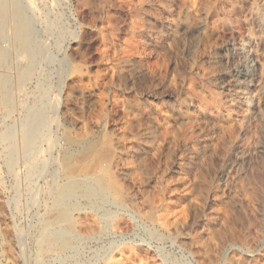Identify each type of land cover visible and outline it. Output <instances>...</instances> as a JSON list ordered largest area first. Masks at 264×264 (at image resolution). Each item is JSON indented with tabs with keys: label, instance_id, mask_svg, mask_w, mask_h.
<instances>
[{
	"label": "rangeland",
	"instance_id": "obj_1",
	"mask_svg": "<svg viewBox=\"0 0 264 264\" xmlns=\"http://www.w3.org/2000/svg\"><path fill=\"white\" fill-rule=\"evenodd\" d=\"M16 3L0 264H264V0Z\"/></svg>",
	"mask_w": 264,
	"mask_h": 264
},
{
	"label": "bare ground",
	"instance_id": "obj_2",
	"mask_svg": "<svg viewBox=\"0 0 264 264\" xmlns=\"http://www.w3.org/2000/svg\"><path fill=\"white\" fill-rule=\"evenodd\" d=\"M8 2L6 0H0V37L2 36L3 28L9 19L15 20L17 23V31H16V39H15V47L21 53L28 54L29 47V28L28 25L23 21L20 15V10L18 9L16 0L10 1V7L12 11H8ZM31 8V7H30ZM12 22V21H11ZM6 31V30H5ZM32 49V48H31ZM6 61V53L0 51V63H4ZM26 71V68L23 69V73ZM25 74V73H24ZM1 85L4 87L5 82L2 81ZM0 85V86H1ZM6 88V87H5ZM4 94V93H3ZM10 96V95H9ZM39 124V123H38ZM39 127V126H38ZM32 129V128H31ZM91 145V144H90ZM33 148V147H32ZM31 148V149H32ZM99 180H97L98 182ZM99 183V182H98ZM100 184V183H99ZM103 186V185H102ZM104 187V186H103ZM104 190V189H103Z\"/></svg>",
	"mask_w": 264,
	"mask_h": 264
}]
</instances>
